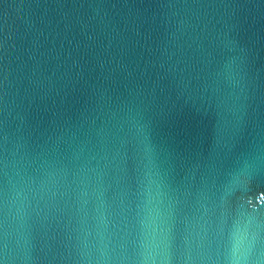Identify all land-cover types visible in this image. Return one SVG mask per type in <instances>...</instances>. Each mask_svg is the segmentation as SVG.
Listing matches in <instances>:
<instances>
[{
	"label": "water",
	"instance_id": "95a60500",
	"mask_svg": "<svg viewBox=\"0 0 264 264\" xmlns=\"http://www.w3.org/2000/svg\"><path fill=\"white\" fill-rule=\"evenodd\" d=\"M0 264H264V0H0Z\"/></svg>",
	"mask_w": 264,
	"mask_h": 264
}]
</instances>
